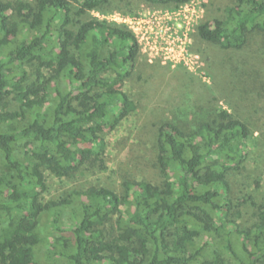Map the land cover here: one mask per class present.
Instances as JSON below:
<instances>
[{
	"label": "trees",
	"instance_id": "trees-1",
	"mask_svg": "<svg viewBox=\"0 0 264 264\" xmlns=\"http://www.w3.org/2000/svg\"><path fill=\"white\" fill-rule=\"evenodd\" d=\"M116 1L0 0V156L9 168H0V264H41L45 213L56 232L46 264H264V200L234 199L230 177L249 156L251 130L227 109L194 125L152 122L159 184L127 177L120 193L89 184L45 200V171L95 167L103 134L138 108L121 89L141 52L136 35L90 15ZM257 31L264 0H235L196 26L224 48L244 47ZM247 204L254 211L243 221Z\"/></svg>",
	"mask_w": 264,
	"mask_h": 264
},
{
	"label": "rangeland",
	"instance_id": "rangeland-1",
	"mask_svg": "<svg viewBox=\"0 0 264 264\" xmlns=\"http://www.w3.org/2000/svg\"><path fill=\"white\" fill-rule=\"evenodd\" d=\"M234 3L235 0H190L174 5L117 0L106 10L90 13L130 29L135 25L146 37L139 42L141 52L131 75L121 82V89L134 102L129 109L135 104L138 108L116 129L103 134L104 154L95 167L65 177L45 171V200H58L72 189L89 184L104 185L120 193L127 177L159 184L163 177L157 166V135L152 122L168 117L194 125L217 117L219 109H227L251 130L249 156L230 175L232 197L252 195L258 202L264 200V31L250 33L242 48H224L196 33L203 19L224 17L226 8ZM25 68L29 73L34 71L31 66ZM15 106L12 102L11 108ZM0 168L9 170L1 156ZM242 208L241 217L248 221L254 209L249 204ZM65 214L69 216L71 210L68 208ZM51 219L48 213L40 218L38 233L42 242L37 261L41 264H46L47 245L56 235Z\"/></svg>",
	"mask_w": 264,
	"mask_h": 264
},
{
	"label": "built area",
	"instance_id": "built-area-1",
	"mask_svg": "<svg viewBox=\"0 0 264 264\" xmlns=\"http://www.w3.org/2000/svg\"><path fill=\"white\" fill-rule=\"evenodd\" d=\"M131 31H133V33L136 35L137 39H139L138 42L142 41L143 38H146L145 36H143L142 32L139 31V30L135 27V25H131ZM142 31H143V32H146L147 30H143V29H142ZM136 33H138V34H136ZM140 34H141V35H140ZM138 37H139V38H138Z\"/></svg>",
	"mask_w": 264,
	"mask_h": 264
}]
</instances>
